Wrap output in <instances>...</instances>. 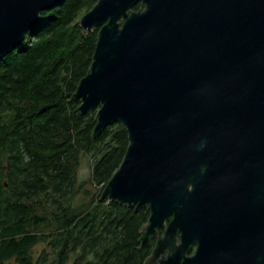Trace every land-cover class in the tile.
<instances>
[{"label": "water", "instance_id": "water-1", "mask_svg": "<svg viewBox=\"0 0 264 264\" xmlns=\"http://www.w3.org/2000/svg\"><path fill=\"white\" fill-rule=\"evenodd\" d=\"M61 1L0 0V59ZM80 25L73 98L93 138L127 131L102 199L147 208L145 264H264V0H99Z\"/></svg>", "mask_w": 264, "mask_h": 264}, {"label": "trees", "instance_id": "trees-1", "mask_svg": "<svg viewBox=\"0 0 264 264\" xmlns=\"http://www.w3.org/2000/svg\"><path fill=\"white\" fill-rule=\"evenodd\" d=\"M98 1L62 0L0 59V264H145L151 253L140 249L147 208L102 199L126 129L115 123L93 138L96 111L80 114L73 98L99 33L80 21ZM86 157L91 175L80 182Z\"/></svg>", "mask_w": 264, "mask_h": 264}, {"label": "rangeland", "instance_id": "rangeland-1", "mask_svg": "<svg viewBox=\"0 0 264 264\" xmlns=\"http://www.w3.org/2000/svg\"><path fill=\"white\" fill-rule=\"evenodd\" d=\"M91 175V161L88 157H86L85 159H83V161L81 162V165L78 168V180L80 182L87 180L90 178ZM88 188L93 189L90 185H88ZM82 199V196H79V200L80 201ZM45 247V245H40L35 249V255H38L42 249Z\"/></svg>", "mask_w": 264, "mask_h": 264}, {"label": "flooded vegetation", "instance_id": "flooded-vegetation-1", "mask_svg": "<svg viewBox=\"0 0 264 264\" xmlns=\"http://www.w3.org/2000/svg\"><path fill=\"white\" fill-rule=\"evenodd\" d=\"M156 239H153L151 242H150V244H149V246L148 247H146V248H150L151 249V253H150V255L152 254V251L154 250V248H155V246H156ZM145 248V249H146ZM194 250H195V248H193V250H192V252L191 253H193L194 252ZM149 255V256H150ZM148 256V257H149Z\"/></svg>", "mask_w": 264, "mask_h": 264}]
</instances>
